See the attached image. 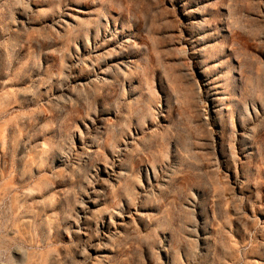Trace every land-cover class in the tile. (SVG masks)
I'll use <instances>...</instances> for the list:
<instances>
[{
    "label": "rangeland",
    "instance_id": "1",
    "mask_svg": "<svg viewBox=\"0 0 264 264\" xmlns=\"http://www.w3.org/2000/svg\"><path fill=\"white\" fill-rule=\"evenodd\" d=\"M0 264H264V0H0Z\"/></svg>",
    "mask_w": 264,
    "mask_h": 264
},
{
    "label": "bare ground",
    "instance_id": "2",
    "mask_svg": "<svg viewBox=\"0 0 264 264\" xmlns=\"http://www.w3.org/2000/svg\"><path fill=\"white\" fill-rule=\"evenodd\" d=\"M84 153V152H83ZM88 226V225H87ZM76 228V227H75ZM77 229H78V231H77V233H76V235H77V237H81L80 235L81 234H85L86 232H85V230H84V226L83 225H78L77 226ZM106 239V238H105Z\"/></svg>",
    "mask_w": 264,
    "mask_h": 264
}]
</instances>
